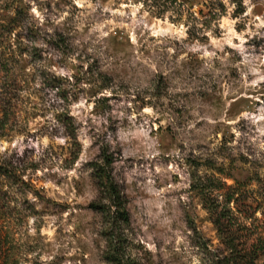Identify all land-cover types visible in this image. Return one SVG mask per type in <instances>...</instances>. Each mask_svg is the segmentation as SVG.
Instances as JSON below:
<instances>
[{
  "label": "rangeland",
  "instance_id": "obj_1",
  "mask_svg": "<svg viewBox=\"0 0 264 264\" xmlns=\"http://www.w3.org/2000/svg\"><path fill=\"white\" fill-rule=\"evenodd\" d=\"M102 150L137 264L259 250L264 0H0V264H108Z\"/></svg>",
  "mask_w": 264,
  "mask_h": 264
},
{
  "label": "trees",
  "instance_id": "obj_2",
  "mask_svg": "<svg viewBox=\"0 0 264 264\" xmlns=\"http://www.w3.org/2000/svg\"><path fill=\"white\" fill-rule=\"evenodd\" d=\"M101 153L100 161L93 165L92 177L100 190L101 198L107 199L108 203L92 202L90 207L103 216L106 247L102 252V257L108 264H137L134 259L125 254L123 230L130 222L126 199L109 169L112 163L111 156L106 150H102ZM228 247L230 249L229 256L213 261L212 264H256L260 257H264V245H261L259 250L242 249L238 252L234 251L231 242H228Z\"/></svg>",
  "mask_w": 264,
  "mask_h": 264
}]
</instances>
